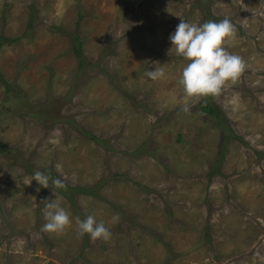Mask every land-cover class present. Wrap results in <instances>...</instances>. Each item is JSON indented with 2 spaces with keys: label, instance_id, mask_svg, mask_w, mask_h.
<instances>
[{
  "label": "rangeland",
  "instance_id": "1",
  "mask_svg": "<svg viewBox=\"0 0 264 264\" xmlns=\"http://www.w3.org/2000/svg\"><path fill=\"white\" fill-rule=\"evenodd\" d=\"M225 17L245 70L185 99L168 37ZM0 43V264H264V0H0ZM54 198L71 224L41 232ZM89 214L108 240L78 234Z\"/></svg>",
  "mask_w": 264,
  "mask_h": 264
},
{
  "label": "clouds",
  "instance_id": "2",
  "mask_svg": "<svg viewBox=\"0 0 264 264\" xmlns=\"http://www.w3.org/2000/svg\"><path fill=\"white\" fill-rule=\"evenodd\" d=\"M234 33L235 26L227 17L219 21L207 20L202 23L180 18L168 39L171 45L169 51L174 50L184 61L178 84L183 89L185 99L214 97L227 82L236 80L245 70L242 58L223 46ZM145 75L152 81L162 78L165 75L163 64L151 69L146 67ZM181 110L189 112V104L185 103ZM148 119L154 120L155 117L149 115ZM33 180L39 187L49 188V176L44 172L33 171L29 183ZM52 184L62 188L64 181L56 178L52 180ZM42 212L44 223L40 227L41 232L59 233L71 224L69 212L55 198L44 200ZM111 220L115 223L118 216L113 215ZM75 221L78 234H87L92 241L108 240L111 236L105 222L97 220L91 214L84 219L76 217Z\"/></svg>",
  "mask_w": 264,
  "mask_h": 264
},
{
  "label": "trees",
  "instance_id": "3",
  "mask_svg": "<svg viewBox=\"0 0 264 264\" xmlns=\"http://www.w3.org/2000/svg\"><path fill=\"white\" fill-rule=\"evenodd\" d=\"M31 11H32V13H33V8H32V7H31ZM32 13H31V14H32ZM33 20H34L33 15H30V18H29V21H28V26H27V29L29 30V32H30V30L32 29V26H33ZM72 38H73L74 43H75V45H74V47H73V50H74V52H75L77 58H78L79 61H80V68H83V67L85 66L86 60H85L84 53H83V51H82V47H81V45H80V38H79L76 34H73V35H72ZM9 41H13V42H14L15 40H9ZM0 44H1V43H0ZM0 82L3 83V84H6L8 93H9V92H14V91H15V90H12V91H11V85L6 83V81H5V79H4V76H3L2 74H0ZM15 92H16V91H15ZM207 99H212V100H213V97H212V98H207ZM200 108H201V111H202L204 114H206V115H208V116H210V117H215L218 121H224V124H226V126H227L228 128H230L229 120L226 119V118L223 116V113H222L220 107H219L215 102L204 99V100L201 101V103H200ZM58 190H59L58 193L64 195V197H68V194H66V196H65V194H64V190H65V191H66V190H67V191H72V192H71V196H73L74 193H75V191H76V190H74L73 188L66 187V186L63 187V188H61V189H58ZM80 191L85 192V193L87 192L85 189H82V190H80ZM69 195H70V194H69ZM69 199H73V198L69 196Z\"/></svg>",
  "mask_w": 264,
  "mask_h": 264
}]
</instances>
